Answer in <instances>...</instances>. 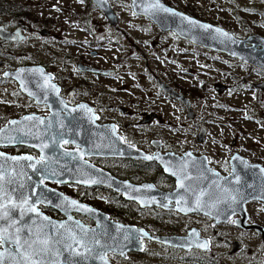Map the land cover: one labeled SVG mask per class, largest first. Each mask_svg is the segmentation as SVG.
<instances>
[{
    "label": "rangeland",
    "instance_id": "374dc122",
    "mask_svg": "<svg viewBox=\"0 0 264 264\" xmlns=\"http://www.w3.org/2000/svg\"><path fill=\"white\" fill-rule=\"evenodd\" d=\"M174 1L182 6H194L198 14H203L200 16L202 19L220 24L239 36H246L249 31L264 36V0ZM110 2L120 18L119 27L102 21L103 13L90 0H0V14L31 15L34 33L18 49L26 51L28 48L33 53L35 62H43L51 54L60 57L66 52L79 53L81 48L86 51V44L83 43L86 41L93 42V48L98 47L100 61L105 64L116 61L118 64L116 63L114 77L97 78L98 83L107 85L112 90L111 101L104 105L115 107L127 102L135 111L147 108L157 111L159 115L149 125H134L132 131L138 137L149 140L159 133L165 141L164 151L182 154L187 149H195L196 153H210L216 160H222L232 150L230 141L236 140L237 147L264 157V89L250 86L263 81L264 74L239 59L209 55L203 50H197L188 41L173 34L159 35L150 23L135 17L129 0ZM5 9L6 13L3 12ZM71 18L77 22H69ZM88 19L92 21L89 24L84 22ZM47 24L51 25L47 27L50 34H40L41 27ZM98 27L102 28V32ZM85 29L92 30V33ZM77 40L83 44L69 43ZM13 49L11 46L8 50L13 52ZM120 57L124 60H120ZM213 57L217 59L213 60ZM162 72L169 74L172 82L179 88L191 93L189 99L194 117L187 116L188 110L184 104L160 91L155 83V75L160 76ZM217 84L226 85L228 90L219 92L215 88ZM32 103L13 82L0 79V126L11 117H20L24 112L37 108ZM104 111L114 113L109 108ZM194 121L202 123L208 130L209 135L203 144L195 140ZM147 144L148 141L143 143ZM2 149L17 153L15 148ZM104 165L116 167L125 173L124 176L136 173L146 180L155 179L162 174L161 178L158 177L161 179L159 184H169L159 166H152L146 173H138L124 167L120 162L107 161ZM139 177L134 178L136 182ZM52 186L67 194L82 190L74 186ZM112 193L106 189H88L82 195L83 200L97 208L120 212L122 222L146 228L151 232H177L192 225L203 229L205 235L211 236H218L219 233L222 237L225 233L232 237L237 232L232 226H213L206 218L198 215L178 218L155 209L140 211L135 203ZM45 212L52 217L63 218L55 210ZM109 215L114 220H119L115 215ZM78 217L92 224V220ZM144 244L142 252L130 253L126 258L112 253H108L107 257L113 264H197L182 259L179 252L162 248L155 242L145 240ZM221 251V246L216 245L212 248L211 255ZM222 262L242 264L244 259L240 256L224 257Z\"/></svg>",
    "mask_w": 264,
    "mask_h": 264
},
{
    "label": "water",
    "instance_id": "95a60500",
    "mask_svg": "<svg viewBox=\"0 0 264 264\" xmlns=\"http://www.w3.org/2000/svg\"><path fill=\"white\" fill-rule=\"evenodd\" d=\"M90 1L108 17L112 24L116 23L117 14L109 0ZM154 2L155 0H130V5L134 14L149 18L164 31H173L182 39L195 45L222 51L249 65L264 69V36L252 34L244 39L238 38L224 27L198 19L160 0L164 6L173 8L201 24L210 25L211 29L189 27L187 22H182L180 17L162 12L156 15L150 14L152 11L150 6ZM217 28L227 32L228 37L217 33L215 31ZM19 30L9 31L0 26V38L6 41H19L22 39ZM42 33L45 34V31ZM3 63L4 61L0 59V65ZM85 68L99 71L92 67ZM37 69L42 70L43 75L41 72L35 71ZM5 75L16 79L20 90L33 98L36 103L47 104L50 114L47 116L33 113L24 114L19 118H11L8 123L0 127V130H3L0 131V153L3 154L0 156V165H3L4 172V179L0 181V185H2L0 188V215H3L6 210L11 212L7 219L0 220V232L11 239H15L18 234L17 229H23L19 233L22 243L29 236V229L32 233V240L51 237V251L47 255L32 256L31 250H28L26 246L17 251L15 244L6 242L0 246V253H3L5 257V264H37V261H40L41 264H69V261L71 264H113L107 257L108 253L126 258L130 253H138L144 249L143 239H150L186 250L191 248L209 249L208 240L200 237L196 228H191L186 236L152 234L134 224L113 220L105 212L91 204L69 197L56 188L44 184V181L77 183L87 187H108L120 193L125 200L136 202L141 208L156 206L174 209L182 214L201 213L213 218L214 223L225 221L232 213L243 208L246 201L255 197H262L260 191L253 187L255 182L251 178L240 176V172L237 170L238 164H233L231 175L222 176L208 166L204 155H195L191 150H186L182 155L172 151L163 153L160 150L147 153L122 143L113 124H99L97 122L98 115L92 107L85 103L76 107H68L59 97L58 91L42 88L45 80L54 84L57 89L58 86L52 81V75L45 72L41 65L23 66L17 70L6 71ZM261 85L258 84L259 87ZM163 89L170 96L184 102L188 108V116H192L190 100L187 97L165 83ZM29 93H35V95ZM81 105L84 107H80ZM29 116L39 119H24ZM152 118L153 116L150 115L144 121H149ZM40 120H43L44 123L41 124ZM12 121L19 123L14 124L11 123ZM204 134L205 128L200 125L197 139L202 140ZM17 137H22L24 142H19ZM53 139L57 141L55 149L44 148V144L51 143ZM66 140L77 146L78 149H63L61 144ZM18 145L36 149L39 157L45 158L44 163L47 166V172L38 173L28 166L35 164L40 158H35L29 153L14 154L2 150V147ZM65 152L72 155H63ZM90 155H116L144 159L148 162L154 161L166 175L174 178L175 188L164 191L151 182L134 183L127 179H119L83 159ZM12 157H30L31 159L13 160ZM146 157H153V159H146ZM237 157L238 155L235 154L233 159ZM173 172L176 175H173ZM44 175L47 178L43 179L41 183ZM185 176L188 179L184 180V183L190 185L197 195L201 191L209 193V195L201 198L204 202L201 209L181 210L182 208H194L193 202L196 199L194 195L186 197L189 200L187 204L176 203L180 199V195H185L184 190L178 187V178L183 179ZM237 177H239V183H236ZM224 178H227L231 183H227ZM92 181L96 182L93 183ZM216 183L229 188L233 194H237L235 190L238 189V196L242 199H239L237 203H231L229 200L228 203L217 204L216 198L220 194L219 190L215 188ZM24 200H28V203L24 204ZM73 200L76 201L75 205L71 204ZM13 204L17 205L14 209L12 208ZM39 204L52 207L64 217L57 219L49 216L39 208ZM163 205H167V207ZM33 207L36 209L35 212L30 211ZM74 214L89 218L93 225L78 219ZM44 217L49 219L44 220ZM49 221L54 223L57 229H52ZM61 223L65 225L64 229L59 228ZM41 229H43L42 232ZM61 232L64 233V239L61 243H56L55 241L59 239ZM85 232L87 233L86 236L84 235ZM144 233L148 235L145 236ZM73 236L75 239L72 238ZM96 240L100 242L98 245L95 244ZM77 241L82 242L77 243ZM204 243H207V247H201ZM41 246L34 245L33 247ZM89 248L92 249L91 252L86 250ZM25 255L30 256V259H24Z\"/></svg>",
    "mask_w": 264,
    "mask_h": 264
},
{
    "label": "flooded vegetation",
    "instance_id": "af4514ba",
    "mask_svg": "<svg viewBox=\"0 0 264 264\" xmlns=\"http://www.w3.org/2000/svg\"><path fill=\"white\" fill-rule=\"evenodd\" d=\"M130 1V0H129ZM162 2L166 3L167 5L174 7L178 10H181L185 13H188L198 19H202L200 16V13L196 11V8L191 5L184 6L177 4L174 0H161ZM110 2V0H109ZM92 3V2H91ZM112 5V3L110 2ZM130 5V3H129ZM131 6V5H130ZM187 6V7H186ZM96 7V6H95ZM113 7V6H112ZM97 8V7H96ZM194 8V9H193ZM98 9V8H97ZM114 9V8H113ZM132 9V8H131ZM115 11V10H114ZM116 13V12H115ZM117 14V13H116ZM7 15V16H2ZM31 15H10V14H0V26H3L5 29L9 31H15L19 30L20 35L22 34V39L19 41H6L4 39L0 38V59L4 61L3 64L0 65V79L2 81H8L13 82L17 89L26 97H28L31 102L35 103L37 108L33 110H29L24 112L21 116L24 114H38L40 116H47L50 114V110L47 104H39L34 101L33 98L29 97L28 95L24 94L19 87V83L16 79L7 77L5 75L6 71L9 70H17L20 67L23 66H32V65H41L45 72L52 75V81L58 86V94L59 97L62 99L64 104L68 107H76L79 104H87L88 106L92 107L94 111L98 115L97 122L99 124L104 123H111L115 126V131L118 134L120 140L122 143L134 147L136 149L143 150L147 153H153L156 150H160L161 152L165 153L168 151H164V139L160 136L159 133H156L154 137L149 138H141L138 137V134L136 132L132 131V128L137 123L139 125H149L156 121L159 118L158 112L154 110H148L147 108L138 109L135 111L132 109L128 104H119L115 107H108L104 104L108 103L112 95L110 92L112 91L111 88H109L107 85L101 84L97 82V78L105 79L109 77H114L116 72V61H112L110 64L103 63V61H100L98 57H100V53L98 51V47L93 48L91 41L83 42L86 44V51L82 49L81 52H66L62 54L60 57L55 56L54 54H51V57H49L47 60L43 62H35L33 53H30L28 51V48H26V51L24 49H18L22 44H24L28 39L29 36L34 33V21L30 18ZM5 17V18H3ZM135 17L141 18L144 21L151 24L152 28L157 31L159 35L162 34H173L176 37H179L177 34H175L173 31H164L160 29L153 21H151L149 18L143 16V15H136ZM69 22H77V20L71 18L68 20ZM102 21H104L106 24L112 25L113 27H119L120 18L117 14V20L115 24H112L108 17L103 14ZM207 21V20H204ZM86 23H91V20H85ZM210 22V21H207ZM212 23V22H210ZM215 25L221 26L220 24L213 23ZM42 26V25H41ZM40 26V27H41ZM51 25L47 24L46 26L41 27L39 30L40 34H43L42 31H45V34L43 35H49L50 30L47 27H50ZM92 26V25H91ZM94 27V26H93ZM223 27V26H221ZM247 28V27H246ZM101 31V27H98ZM106 29V26L104 27ZM226 29V28H225ZM88 33H92V30L85 29ZM228 30V29H227ZM230 31V30H228ZM68 32V31H64ZM102 32V31H101ZM232 32V31H231ZM234 33V32H232ZM235 34V33H234ZM252 34H258L257 32H248L246 36H239L238 34H235L238 38H246L249 35ZM19 35V34H18ZM259 35V34H258ZM181 38V37H179ZM182 39V38H181ZM187 41V40H186ZM189 42V41H188ZM69 43H81L80 41H69ZM192 47H194L197 50H203L207 52L209 55L212 54L214 56H228L232 59L237 60V58H234L222 51L206 48L203 46L195 45L191 42H189ZM14 47V51L10 52L8 49L9 47ZM132 49V48H131ZM140 49V48H139ZM140 51V50H138ZM20 56V57H19ZM22 56H24L26 59H24ZM211 57V56H209ZM217 58L213 57V60H216ZM120 60H124V58L120 57ZM241 61V60H240ZM243 62V61H242ZM245 63V62H244ZM118 64V63H117ZM247 64V63H245ZM253 68H255L258 72L264 74V69H261L259 67L249 65ZM85 67H92L99 71H92L89 69H86ZM155 83L159 87L160 91H163L167 95H169L166 91H164L163 86L164 83L173 87L177 92L183 94L185 97L189 99L191 97V93L185 89L179 88V86L175 85L172 82V79L169 77V74L163 73L160 76L155 75ZM258 84H262L261 87L258 86ZM251 87H256L259 89H264V80L252 83L250 85ZM203 87V86H201ZM215 88L219 92H225L228 90V87L224 84H217L215 85ZM170 96V95H169ZM171 98L180 101L182 104L186 106L184 102H182L179 99H176L172 96ZM190 100V99H189ZM32 103V104H33ZM135 103V102H134ZM191 105V113L192 116H187L192 118L194 117V113L192 111V102L190 100ZM137 106V105H133ZM187 107V106H186ZM112 109L114 113H107L104 110L105 109ZM188 110V108H187ZM153 116V118L149 121H144L148 116ZM20 116V117H21ZM11 118H19V117H11ZM9 118L8 121L11 119ZM132 118V119H131ZM135 119V120H134ZM8 123V122H7ZM6 124V123H5ZM4 125V124H3ZM2 125V126H3ZM200 125H202L205 128V134L202 140H198V133L200 131ZM194 134L195 140L197 143L203 144L209 135L207 128L199 122L194 121ZM1 127V126H0ZM148 141L147 145H143L144 142ZM237 141L231 140L230 145L232 147V150L225 154L224 158L222 160H216L211 157L210 153H196L195 149H187L191 150L195 155H204L207 159L208 166L214 170H216L219 174L222 176H228L233 172V164H238L237 170L240 172L241 177L245 178H251L255 183L253 184V187H256L261 193L262 197H255L252 198L244 203L243 208L239 209L238 211L232 213L225 221L214 223V219L210 216L201 214V213H190V214H182L174 209H166L162 207H146L141 208L136 202H133L137 205V208L140 211H143V209H155L157 211L163 212L165 214H173L175 217L178 218H189L194 215L202 216L206 218L209 223L213 226H232L237 231L236 234L232 237L228 234H223L221 237L218 233V236L215 235H205L204 230L201 228H198L196 226H187L182 230H179L177 232H169V231H155L151 232L148 229H146L148 232L152 234H162V235H180V236H186L188 235V231L191 228L198 229L199 235L202 238H206L209 243V249L208 250H201L199 248H191V249H184L179 247H173L164 245L155 241H152L150 239H143V244L145 240H149L152 242H155L159 244L162 248H165L170 251H176L179 252L181 255V258L184 260H189L191 262L197 263V264H225L222 262L224 257L232 258L235 256H240L244 259V262L242 264H264V172L261 171V169H264V157L260 154L253 155L248 150H244L240 147H237ZM62 148L65 150H74L78 149L77 146L74 144L68 142V143H62ZM2 148H15V151L17 153L14 154H22V153H29L35 158H40L39 153L36 149L32 147L22 146L18 145L15 147H2ZM3 150V149H2ZM4 151V150H3ZM186 151V150H185ZM184 151V152H185ZM6 152V151H5ZM174 152V151H172ZM183 152V153H184ZM10 153V152H8ZM176 153V152H175ZM182 153V154H183ZM178 154V153H176ZM179 154V155H182ZM238 155L237 158H234V155ZM84 160L90 162L91 164L95 165L96 167H99L111 175L119 178V179H127L134 183H144V182H151L153 183L157 188L164 190V191H170L175 188V180L169 175L164 174V176L169 181V184L163 186L160 185L159 182H161V175L157 176L155 179L152 180H146L142 177H139L134 172L138 173H146L147 171L152 169V166H159L156 162L151 161L148 162L144 159H136V158H129V157H121V156H103V155H90L83 158ZM109 161L112 162H120L124 165V167H127L134 171V175H127L124 176V172H121L119 169H117L114 166H108L104 165V162ZM160 167V166H159ZM161 168V167H160ZM136 177H139L140 179L136 182ZM44 184L53 187L52 185H59L62 187L66 186H74L82 189L80 192H73L65 193L62 190L56 188L57 190L63 192L69 197L75 198L79 201L86 202L83 200L84 196L82 193L87 191L88 189H106L110 192H113L112 194H115L116 196H120L122 199H124L120 193L103 186H95V187H87L84 185H80L77 183H59L54 181H44ZM55 188V187H53ZM125 200V199H124ZM127 201V200H126ZM130 202V201H129ZM89 204V203H88ZM39 208L42 211H49V210H55L50 206H46L44 204H39ZM93 206V205H92ZM95 207V206H94ZM97 208V207H96ZM103 212H105L109 218L113 219L109 214H111L109 211H106L105 209L97 208ZM57 211V210H55ZM46 213V212H45ZM58 213V211H57ZM47 214V213H46ZM62 215V214H59ZM75 217L80 219L78 214H74ZM112 215V214H111ZM50 216V215H49ZM52 217V216H51ZM64 217V216H63ZM84 217V216H81ZM55 218V217H54ZM57 219L58 216L56 217ZM87 218V217H84ZM90 220L89 218H87ZM81 220V219H80ZM91 221V220H90ZM119 221V220H116ZM122 222V221H121ZM86 223V222H85ZM93 225V222H91ZM124 223V222H123ZM88 224V223H87ZM129 224V223H127ZM143 228V227H142ZM216 245L221 246L222 251L220 253H215V255L212 254V248ZM145 248V244H144ZM144 250V249H143ZM142 250V251H143ZM141 251V252H142ZM113 254V253H112ZM121 258V257H120Z\"/></svg>",
    "mask_w": 264,
    "mask_h": 264
},
{
    "label": "snow or ice",
    "instance_id": "6c2138e0",
    "mask_svg": "<svg viewBox=\"0 0 264 264\" xmlns=\"http://www.w3.org/2000/svg\"><path fill=\"white\" fill-rule=\"evenodd\" d=\"M151 7V13L152 15H156L158 13H166L169 14L171 16H177L180 17L182 22H187V26L189 27H200V28H204L205 30H209L211 29L210 25H206V24H201L198 21H195L194 19H191L190 17H188L187 15L183 14V13H179L177 12L175 9L170 8V7H166L163 4L160 3V0H155V2L150 6ZM145 11H147V9H145ZM217 33H219L220 35L224 36V37H228V33L224 32L222 29L217 28L215 30ZM35 71H39L41 72V75H43L42 70L37 69ZM44 89H52L55 91H58V89L56 88V86L54 84H50L48 80H45V84L41 86ZM30 95H35V93H29ZM80 107H84L83 105H81ZM89 111H91V109H89ZM25 120H35V119H39L36 118L34 116H29V117H25ZM11 123H19L17 121H12ZM40 123H44L43 120H40ZM49 127H51V124H49ZM3 131V130H0ZM19 142L23 143V139L22 137H17L16 138ZM69 141H64V143H68ZM57 141L55 139H53L51 141V143H46L44 144V148H50V149H55V145H56ZM3 154L0 153V156H2ZM63 155H72L71 153L65 152L63 153ZM190 155V154H189ZM11 159L13 160H19V159H23V160H28L31 159L30 157H12ZM146 159H153V157H146ZM45 158L41 157L40 160H37L35 164H30L28 165L29 167H31L33 169V171L38 172V173H46L47 172V166L44 163ZM40 166L39 168L37 166ZM167 170V169H166ZM262 172H264V169H261ZM173 175H176L175 172H173ZM231 175V174H230ZM47 176L44 175L41 179V183L43 182V179H46ZM4 179V172H3V165H0V181H2ZM188 179L187 176H185L183 179H179L178 178V187L184 190L185 195H180V193H177V195H180V199L176 201L177 204H180L181 202L187 204L189 203V200L186 198L189 195H194L196 196L194 203V208H189V209H184L182 208V211H193V210H197V209H201L204 206V202L202 201V197H204L205 195H209V193L207 191H201L198 195L196 194L195 190L190 186V185H186L184 183V180ZM226 180L227 183H231V181H228L227 178H224ZM93 183H95L96 181H92ZM9 183H11V181H9ZM236 183H239V177L236 178ZM150 187V186H149ZM0 188H2V185H0ZM215 188L219 190V194L216 198V203L220 204V203H228L229 200L231 201V203H237L239 199H242L241 197L238 196V189L235 190V192L237 194H233V191L230 190L229 188L223 187L220 184L216 183L215 184ZM221 196H223V198H221ZM24 204L28 203V200H24L23 201ZM72 205L76 204V201H71ZM164 207H167V205H163ZM17 205L13 204L12 208H16ZM30 211L35 212L36 209L33 207L32 209H30ZM11 215L10 211H5L3 213V215H0V220H5L7 219L9 216ZM44 220H48V217H44ZM69 219H71V217H69ZM49 224H51L52 229H57V226L52 223L51 221H49ZM47 227V226H45ZM82 227V226H81ZM60 229H64L65 225L63 223H61L59 225ZM6 231V230H3ZM23 229H17V235L15 236V239H11L9 236L4 235L2 232H0V246H3L6 242L11 243V244H15L16 245V250L19 251L21 248L23 247H27L28 250H31V255L32 256H38V255H47L50 251V240L51 237L45 238V239H39L37 238L36 240H32L31 236V230L29 229V236L27 238H25L23 240V243L21 242V236L19 235L20 232H22ZM41 232L43 231V229L40 230ZM139 231H143V230H139ZM84 235L86 236L87 233L85 232ZM145 236H147V233H144ZM73 239H75V236L72 237ZM64 239V233H59V239H57L55 242L56 243H61ZM82 241H77V243H81ZM99 240L95 241V244H99ZM34 245H42L41 247H36L34 248ZM69 248L71 246H68ZM201 247H207V243H204L203 245H201ZM88 252H91L92 249H86ZM79 255V253H77ZM24 259H30V256L25 255L23 257ZM101 259H103V257H101ZM0 264H5V257L3 255V253H0ZM37 264H41L40 261H37ZM69 264H71V261H69Z\"/></svg>",
    "mask_w": 264,
    "mask_h": 264
},
{
    "label": "trees",
    "instance_id": "16d2710c",
    "mask_svg": "<svg viewBox=\"0 0 264 264\" xmlns=\"http://www.w3.org/2000/svg\"><path fill=\"white\" fill-rule=\"evenodd\" d=\"M3 12L6 13L7 10L5 9ZM104 209L106 211H109L113 216L115 215L117 219L123 221V218L121 216H119L120 212H115V211H113L112 209H109V208H104Z\"/></svg>",
    "mask_w": 264,
    "mask_h": 264
}]
</instances>
